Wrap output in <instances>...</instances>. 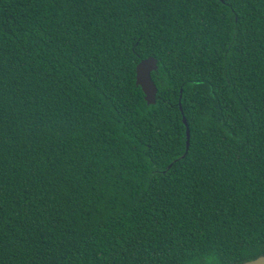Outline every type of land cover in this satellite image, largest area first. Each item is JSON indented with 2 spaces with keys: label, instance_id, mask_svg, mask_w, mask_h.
Masks as SVG:
<instances>
[{
  "label": "trees",
  "instance_id": "1",
  "mask_svg": "<svg viewBox=\"0 0 264 264\" xmlns=\"http://www.w3.org/2000/svg\"><path fill=\"white\" fill-rule=\"evenodd\" d=\"M261 254L264 0H0V264Z\"/></svg>",
  "mask_w": 264,
  "mask_h": 264
},
{
  "label": "water",
  "instance_id": "2",
  "mask_svg": "<svg viewBox=\"0 0 264 264\" xmlns=\"http://www.w3.org/2000/svg\"><path fill=\"white\" fill-rule=\"evenodd\" d=\"M157 68H158V60L154 56L143 58L136 66L137 85L142 87L145 93V99L147 100L148 104H153L156 103L157 101L158 88L155 81L152 78V71L156 70ZM180 107L181 109H183L182 105H180ZM183 120L187 127L186 150H188L190 146V128L187 122V118L185 116L183 117ZM236 264H264V254H261L253 259H249Z\"/></svg>",
  "mask_w": 264,
  "mask_h": 264
}]
</instances>
